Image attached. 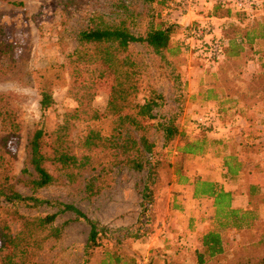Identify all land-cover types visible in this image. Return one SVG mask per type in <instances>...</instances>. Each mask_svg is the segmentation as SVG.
I'll return each mask as SVG.
<instances>
[{"label": "rangeland", "instance_id": "374dc122", "mask_svg": "<svg viewBox=\"0 0 264 264\" xmlns=\"http://www.w3.org/2000/svg\"><path fill=\"white\" fill-rule=\"evenodd\" d=\"M171 1L168 7L155 10L153 6L157 4L151 5L147 0H0V106L14 110L21 124L19 138L10 140L15 152L12 155L5 152L7 130L0 120V156L10 158L7 166L0 165V187L9 169L20 193L44 200L38 205L14 204L1 196L0 227L7 225L10 233L22 236L26 220L19 215L38 218L59 212L61 203L73 204L90 219L116 230V236L121 238L133 231L147 233L146 237L130 239L126 244L142 262L158 258L163 252L175 254L183 264H196L195 250L200 248V237L219 222L212 200L195 197L194 179L202 177L233 191L235 207L249 206V183L257 184L264 192V91H254L253 96L247 88L253 75L264 73V0H254L256 3L243 9L221 4V8L230 9L223 18H211L218 4L213 0L194 1L192 12H171ZM156 12L158 21L154 22L176 24L171 44L178 52L167 53L166 58L155 54L146 44L133 43L127 54L164 96L155 109L158 120L164 122L165 118L176 116L181 129L193 140L198 142L205 135L204 152L183 156L176 148L167 150L163 148L164 133L158 123L149 129V139L156 143L157 151L165 153L173 170H181V175L173 174L171 184L161 189L155 207L148 204L150 211L146 214L143 192L149 162L142 170L122 162L114 166L113 186L94 198H85L86 194L84 197L80 181H60L32 193L28 186L32 171L29 139L43 121L53 129L78 107L71 88L85 84L88 70L107 72L97 80V95L92 102L102 112L107 108L114 75L106 65L81 64V73L74 74L69 55L77 48L80 30L96 20L105 25L125 22L136 35L144 34ZM200 21L211 23L215 38H224L229 47L235 41L237 48H243L242 53L225 58L218 65L186 47V30ZM46 85L55 102L44 113L40 101L41 87ZM145 97L142 93L138 99ZM71 121L73 146L79 150L81 139L94 124L75 117ZM98 126L106 134L113 129V119L107 117ZM51 146L52 139L46 137L43 150H50ZM146 157L151 160L149 153ZM234 157L243 163V170L235 176L226 165V161L234 165ZM89 176L86 172L81 179ZM259 203L261 218L251 228H229L225 232L228 256L259 241L264 231V198ZM52 226L61 228L60 237H48L38 248L32 247V260L41 264H84L89 223L76 213L65 211L59 213ZM27 233L33 234V230L29 228ZM99 260L98 254L89 264H100Z\"/></svg>", "mask_w": 264, "mask_h": 264}, {"label": "trees", "instance_id": "16d2710c", "mask_svg": "<svg viewBox=\"0 0 264 264\" xmlns=\"http://www.w3.org/2000/svg\"><path fill=\"white\" fill-rule=\"evenodd\" d=\"M169 1L171 0H147L151 5L157 4L153 6L155 10L157 7H168ZM221 6L219 3L215 6L211 18H223L230 13V9H224ZM153 15L154 20L144 34L136 35L125 22L105 25L96 20H92L93 25L80 30L77 36V48L69 55L74 66V74L81 73L79 70L81 64L92 65L103 62L106 65L114 75L107 108L102 112L92 104L97 95V80L104 77L107 72L101 69L88 70L89 78L85 84H75L71 88V93H74V97L79 102L78 107L67 114L63 124L58 127L50 129L43 121L35 128L29 139V166L32 171L29 172L28 186L32 193H38L39 190L59 184L60 181L61 183L67 181L71 184L80 181L79 185L84 197L86 194L85 198H94L113 186L114 166L122 162L129 167L142 170L149 162L151 166L143 192L144 213L146 214L150 211L148 204L155 207L161 189L171 184L173 174L176 172L181 175V170H173L168 156L157 151L156 143L149 139V129L158 123L157 127L164 133L163 148L167 150L176 148L183 156L204 152L205 135L199 137L203 140L201 142H199L200 139L198 142L193 140L181 129L176 116L167 117L164 122L158 120L155 109L161 105L164 96L157 92L146 75L127 54L133 43L146 44L155 54L166 58L167 53L173 55L178 52L179 49L171 44L176 24L164 21L154 22L158 21L155 17L159 13L156 12ZM220 40L223 58L216 61V64L219 65L225 58L231 59L242 53L243 48L240 46L237 48L235 41L229 47L224 38L220 37ZM247 88H250L249 91L253 96H255L254 91H264V73L253 75ZM142 93L146 94V97L139 100V95ZM41 96V109L45 113L52 107L55 98L47 85L41 87ZM73 117L77 120L91 121L88 123L94 124L90 125L88 132L81 139L79 150L73 146L71 137ZM107 117L113 119L114 126L110 132L104 134L98 123ZM0 120L4 129L7 130L4 143L5 152L15 155L10 146V140L19 138L21 131L17 114L12 109L3 110L0 106ZM46 137L52 139L50 150H43V140ZM147 153L151 155V160L147 159ZM130 154L133 155L130 156ZM9 160L10 158L7 159L2 154L0 165L7 166ZM226 165L229 166L228 172L233 176L243 170V163L239 160L234 165L226 161ZM86 172H89L90 176L81 179ZM4 181L5 183L0 187V198L5 197L7 201L14 204L33 202L38 205L43 203L44 200L20 193L12 180L9 169ZM193 185L195 186V197L212 200L219 222L216 228L200 237V248L195 250L196 264H213V262L214 264H264V231L259 241L238 250L231 256L227 255L228 248L225 240V232L229 228L241 230L246 227L249 229L256 220L261 218L257 209L261 207L259 201L264 198V192L260 191V187L251 183L247 185L249 206L242 208L233 205L234 192L226 190L217 182L196 177ZM60 207L59 212L38 218L19 215L26 220V230L22 236L21 233L20 235L10 233L7 225L0 227L1 263L41 264L32 260V247L38 248L48 237H60L61 228H55L52 225L60 212L72 211L77 214L78 218L85 219L90 225L84 264H89L98 254L100 264H183L175 254L163 252L158 258L142 262L129 251L126 244L130 239L138 240L140 237H146L147 233L133 231L125 238H121L116 236V230H111L98 221L90 219L75 205L61 203ZM29 228L33 230V234L27 233ZM49 228L50 232L40 238V233Z\"/></svg>", "mask_w": 264, "mask_h": 264}, {"label": "built area", "instance_id": "2783aa9c", "mask_svg": "<svg viewBox=\"0 0 264 264\" xmlns=\"http://www.w3.org/2000/svg\"><path fill=\"white\" fill-rule=\"evenodd\" d=\"M194 1L196 0H172L169 3L171 12H192L194 10ZM223 6L234 4L240 9L245 8L251 3H256L254 0H213ZM258 5V3H257ZM184 45L191 47L199 55H203L207 60L216 62L223 58V48L220 38H215L213 31L214 27L208 22H198L196 26H192L186 30ZM205 124V123H204Z\"/></svg>", "mask_w": 264, "mask_h": 264}]
</instances>
